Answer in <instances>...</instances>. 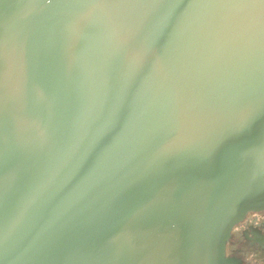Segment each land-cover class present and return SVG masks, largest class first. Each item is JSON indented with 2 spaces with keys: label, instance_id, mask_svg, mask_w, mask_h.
I'll use <instances>...</instances> for the list:
<instances>
[{
  "label": "water",
  "instance_id": "obj_1",
  "mask_svg": "<svg viewBox=\"0 0 264 264\" xmlns=\"http://www.w3.org/2000/svg\"><path fill=\"white\" fill-rule=\"evenodd\" d=\"M264 211V0H0V264H242Z\"/></svg>",
  "mask_w": 264,
  "mask_h": 264
},
{
  "label": "flooded vegetation",
  "instance_id": "obj_2",
  "mask_svg": "<svg viewBox=\"0 0 264 264\" xmlns=\"http://www.w3.org/2000/svg\"><path fill=\"white\" fill-rule=\"evenodd\" d=\"M227 254L242 264H264V211H250L234 226Z\"/></svg>",
  "mask_w": 264,
  "mask_h": 264
}]
</instances>
